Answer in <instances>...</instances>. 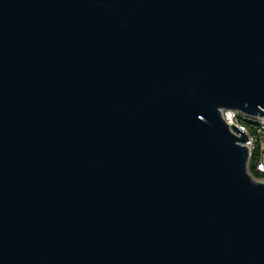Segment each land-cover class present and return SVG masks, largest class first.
I'll use <instances>...</instances> for the list:
<instances>
[{
    "label": "water",
    "instance_id": "obj_1",
    "mask_svg": "<svg viewBox=\"0 0 264 264\" xmlns=\"http://www.w3.org/2000/svg\"><path fill=\"white\" fill-rule=\"evenodd\" d=\"M264 0H0V264H264Z\"/></svg>",
    "mask_w": 264,
    "mask_h": 264
},
{
    "label": "built area",
    "instance_id": "obj_2",
    "mask_svg": "<svg viewBox=\"0 0 264 264\" xmlns=\"http://www.w3.org/2000/svg\"><path fill=\"white\" fill-rule=\"evenodd\" d=\"M223 116L229 125L235 124L246 132L249 137L246 144L250 149V160L257 153L256 168L264 173V115L227 108L223 109Z\"/></svg>",
    "mask_w": 264,
    "mask_h": 264
},
{
    "label": "trees",
    "instance_id": "obj_3",
    "mask_svg": "<svg viewBox=\"0 0 264 264\" xmlns=\"http://www.w3.org/2000/svg\"><path fill=\"white\" fill-rule=\"evenodd\" d=\"M258 156L257 153L254 155H252L251 160H250V170L253 173L254 176L258 177V178H264V173L259 171L256 168V160H257Z\"/></svg>",
    "mask_w": 264,
    "mask_h": 264
}]
</instances>
